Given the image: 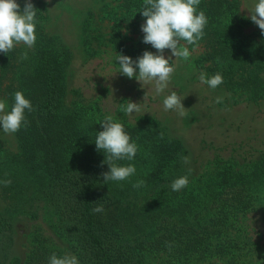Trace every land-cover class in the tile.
Returning a JSON list of instances; mask_svg holds the SVG:
<instances>
[{"label": "trees", "instance_id": "1", "mask_svg": "<svg viewBox=\"0 0 264 264\" xmlns=\"http://www.w3.org/2000/svg\"><path fill=\"white\" fill-rule=\"evenodd\" d=\"M125 1L122 19H114L112 43L121 54L136 60L149 50L124 47L119 32L121 22L133 32L141 27L143 0ZM240 1L200 0L198 11L205 12L208 23L198 42L204 49L198 62L207 77L220 73L221 85L262 98L264 83L259 75L264 71V37L245 33ZM31 3L37 10L34 47L0 53V84L8 71L18 79L16 89L5 99L8 110L16 91L34 109L25 110L28 123L14 133L18 153L0 145V192L11 202L13 213L35 219L42 205L49 225L80 264H156L157 260V264L212 260L246 264L235 227L252 211L259 191L264 193V158L249 171L219 167L172 191L174 179L189 178V162L181 160L189 155L185 144L158 122L135 127L121 122L139 151L132 161L118 164H133L136 173L104 184L101 174L109 169L94 143L96 134L103 131L104 118L94 120L84 108L67 105L68 51L58 38L43 32L44 2ZM25 51L27 59H21ZM5 179L11 180L9 186L3 185ZM138 180L145 184L133 188ZM98 205L104 211L94 213ZM8 213L0 212V264H19V259H10L14 230ZM52 253L59 256L41 235H34L23 264H48Z\"/></svg>", "mask_w": 264, "mask_h": 264}, {"label": "rangeland", "instance_id": "2", "mask_svg": "<svg viewBox=\"0 0 264 264\" xmlns=\"http://www.w3.org/2000/svg\"><path fill=\"white\" fill-rule=\"evenodd\" d=\"M39 1L46 6L44 34L58 38L68 51L69 62L65 72L67 105L84 108L94 120L111 115L131 127L146 122H158L165 126L188 150L189 183L197 182L223 166H230L236 172H246L264 158V96L254 98L249 92L230 90L227 85L211 89L202 84L198 79L201 72L206 73L198 62L204 52L202 45H187L181 41L191 54L187 61L181 59L176 62L171 51L164 50L165 58L171 57L173 60L175 71L168 88L157 94L154 83L141 84L135 78L128 79L118 72L119 62L115 60V53H121L112 43L116 29L113 23L114 19H122L127 1ZM16 3L22 10L26 0H16ZM252 3L253 0L240 1L245 33L263 38L261 30L250 19L248 10ZM121 23L119 36L124 47L156 53L150 44L142 42L144 34L141 27L133 32ZM14 48L25 46L21 43ZM259 76L264 83V71ZM17 85L16 74L8 71L0 84V100L5 101ZM171 91L184 98L182 105L189 109L187 115L180 117L175 110H164L163 100ZM217 97L223 98L221 103L215 102ZM127 101L141 103V111L127 115L123 110ZM0 145L9 153H18L14 134H5L2 129ZM259 193L252 211L241 217L235 227V233L242 241L243 253L246 254L243 257L246 264H264V193L261 190ZM37 209L38 217L35 219L13 213L11 202L0 192V212H9L14 230L10 259H19V264H23L31 250L34 235H41L59 256L66 252L75 256L65 240L49 225L42 205ZM201 264L222 263L212 260Z\"/></svg>", "mask_w": 264, "mask_h": 264}, {"label": "clouds", "instance_id": "3", "mask_svg": "<svg viewBox=\"0 0 264 264\" xmlns=\"http://www.w3.org/2000/svg\"><path fill=\"white\" fill-rule=\"evenodd\" d=\"M200 0H143L141 13L145 18L141 25L144 34L142 42L150 44L156 49V53L144 51L136 60L130 57L115 53V60L119 62L118 72L128 79L135 78L141 84L154 83L155 91L160 94L171 81L175 71V65L171 57L165 58L164 50L171 51V56L175 57L176 62L190 58L187 45H198L204 36V28L208 20L205 12L198 11ZM251 21L261 30L264 35V0H253L249 8ZM36 13L37 10L30 0H26L23 9L16 3V0H0V53L6 54L16 45L23 44L27 49L34 47L36 42ZM27 51L21 54V59H27ZM138 69V73H137ZM202 84L215 89L223 83V77L216 73L207 77L206 73L201 72L198 76ZM176 91H171L163 100L165 111L175 110L180 117L187 115L182 105V100ZM222 97H217L215 102L221 103ZM25 110L32 112L34 109L29 99H26L21 91L14 93V103L11 110H8L6 101L0 100V129L5 134H14L20 130L22 125H27ZM124 112L131 116L132 113L141 111V103L127 101L123 108ZM103 131L96 134L95 146L97 151L104 153V162L108 166V171L102 173L104 184L109 181H124L135 175L136 168L133 164L122 166L118 161H132L139 151L135 142H130L131 137L124 130L121 122L114 119L111 115H106L100 123ZM163 138V134H160ZM184 163L189 162V158L182 156ZM4 186L11 184L10 179L2 181ZM189 183L188 176H180L174 179L170 185L172 191H180ZM145 184L144 180H138L132 185L133 188H140ZM94 213L104 211L103 206L98 205L92 210ZM48 264H79L78 258L70 253L57 256L52 253L48 258ZM260 264V262H259Z\"/></svg>", "mask_w": 264, "mask_h": 264}]
</instances>
